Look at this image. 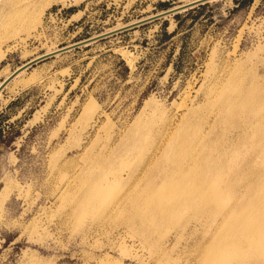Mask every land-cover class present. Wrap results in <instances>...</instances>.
I'll list each match as a JSON object with an SVG mask.
<instances>
[{"label": "rangeland", "instance_id": "rangeland-1", "mask_svg": "<svg viewBox=\"0 0 264 264\" xmlns=\"http://www.w3.org/2000/svg\"><path fill=\"white\" fill-rule=\"evenodd\" d=\"M192 1L0 0V83L42 53ZM261 84L264 0H211L25 69L0 92V264H212L220 251L213 264H264L220 213L178 208L183 177L243 186L261 172L264 156L248 154L264 135ZM241 130L223 153L219 140ZM184 136L195 151L176 149ZM191 154L221 171L158 170ZM148 182L175 187L166 205L144 201Z\"/></svg>", "mask_w": 264, "mask_h": 264}, {"label": "bare ground", "instance_id": "bare-ground-1", "mask_svg": "<svg viewBox=\"0 0 264 264\" xmlns=\"http://www.w3.org/2000/svg\"><path fill=\"white\" fill-rule=\"evenodd\" d=\"M48 52H52V51H47L45 53ZM21 72H19L16 76L20 75ZM27 80L28 79H26V81ZM261 86L264 88V84H261ZM261 97L264 100V94ZM225 104H229V103L227 102ZM234 114L235 113H232L230 114V116ZM251 115L252 112L245 115L243 117L242 122L249 121ZM261 122H264V120H261ZM199 126H200L199 121H194L190 125V127H199ZM231 128H233V126L229 125L228 128L229 132ZM247 139H248L247 131L241 130V132H239L235 136L231 135L229 138V135H227L225 138L219 140L221 142L220 148L223 150L224 153V151L227 149L230 150L235 148L237 146L236 143L237 140L246 141ZM196 146H199L198 142L184 136L182 138V141L176 146V149L180 150L185 147L189 150L192 149L195 151ZM250 148L251 149L248 152L249 155L252 156L258 154L259 156H264V135H260V139L258 142L251 140ZM223 156L224 155L222 153H218V157L214 159L218 160L220 164L226 168L227 171L235 172V173L238 172L239 168L229 167L227 169V163L226 160L223 158ZM211 157L213 158V156ZM211 157L210 156L201 157V155L191 154L190 156L187 157L186 160L183 161L177 157H173L172 166L171 165H166L164 167L162 166L158 170H160L161 174H163V172L168 171L172 167L174 171H178L179 173L185 171L189 172L194 170L195 166L198 163L203 161H210V163H206V164H212V165L214 164L213 166L215 173L220 172L221 171L220 165L214 163L215 160L212 159ZM256 168L259 171H261L255 175L256 179L250 181L248 180V177H243V176L241 177L244 178L245 180L244 181L245 185L243 186H210L208 180L214 176V172L203 173L202 175H200V178L198 180H195L194 177L191 178L183 177L184 182L187 184L188 195L178 205V208L184 206L185 209L194 207L196 214L205 213L204 211H210L212 213H220L221 214L220 222L232 223L227 231L229 234L237 236V241L233 243L242 244L245 238H249L248 250L250 251L251 254L249 256L248 261L254 263L258 262L259 261L258 259L264 260V191H262V189L264 188V166H258ZM261 176H263V178L257 183V180ZM147 186L148 187L144 188V192L142 193L143 194L142 197H144V201L154 200L160 206L166 205L165 204L166 194L164 192L175 188L173 185L164 184L161 190H154L153 189L154 185L151 184L150 182L147 183ZM241 188L243 189V191L246 190V192L240 191L242 190ZM228 190H231L233 192V194L230 197H228V193H227ZM100 191L102 192L104 191V189L101 187ZM172 191L177 192L178 190L174 189ZM94 196L98 198L99 193H95ZM138 199H140V197ZM226 204L230 206V210L225 213H221L220 212L221 207L226 206ZM166 207L167 208L164 207L162 208L163 213H165V211L169 212L175 209V207L172 208L171 206H170L171 208H169L168 205ZM237 213L243 219L240 222H236L234 220V216ZM230 244H231L230 242H227L226 246L224 245L225 249ZM221 253L222 251H220L219 256L216 257L213 263L216 262L218 259H220Z\"/></svg>", "mask_w": 264, "mask_h": 264}, {"label": "water", "instance_id": "water-1", "mask_svg": "<svg viewBox=\"0 0 264 264\" xmlns=\"http://www.w3.org/2000/svg\"><path fill=\"white\" fill-rule=\"evenodd\" d=\"M208 1H211V0H194V1L190 2V3H185V4L178 5V6H174V7L168 8L166 10H163V11H161L159 13H156V14L150 15L148 17H145V18L139 19L137 21H134L132 23H129V24L114 28L112 30H109V31H106V32H103V33H100V34H98L96 36H92V37L80 40L78 42H75V43L60 47L57 50H54L52 52L42 53V55H40V56H38L36 58H33L31 60H28L24 64L20 65L18 68L13 70L6 78L2 79V81L0 83V92L8 84V82H10L12 80V78L15 77L19 72L27 69L28 67L32 66L33 64H35V63H37L39 61H42V60H44L46 58L52 57L54 55H57V54H60V53H63V52H66L68 50L74 49V48L82 46V45H88V44H90V43H92V42H94L96 40L102 39L104 37L116 34L118 32L125 31L127 29L134 28L136 26H139L141 24L150 22V21L158 19V18H162V17H166V16L171 15V14L178 13L180 11L186 10L188 8H192V7L196 6V5L203 4V3H206Z\"/></svg>", "mask_w": 264, "mask_h": 264}]
</instances>
